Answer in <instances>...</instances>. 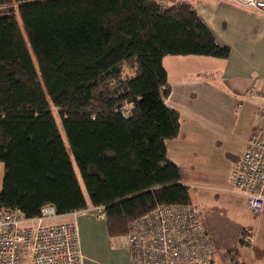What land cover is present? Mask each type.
Segmentation results:
<instances>
[{"label": "trees", "instance_id": "trees-1", "mask_svg": "<svg viewBox=\"0 0 264 264\" xmlns=\"http://www.w3.org/2000/svg\"><path fill=\"white\" fill-rule=\"evenodd\" d=\"M230 53L189 0H0V211L103 206L115 239L157 203H190L166 154L179 112L163 58ZM233 227L225 258L243 264L250 231Z\"/></svg>", "mask_w": 264, "mask_h": 264}, {"label": "crops", "instance_id": "crops-1", "mask_svg": "<svg viewBox=\"0 0 264 264\" xmlns=\"http://www.w3.org/2000/svg\"><path fill=\"white\" fill-rule=\"evenodd\" d=\"M196 2L199 17L216 42L229 46L231 53L226 59L200 55L163 58L171 85L166 103L179 112V133L166 142V154L178 166L180 182L189 187L190 202L209 221L211 235L220 219L248 229L250 245L239 247V260L243 264H264V205L252 210L245 195L229 182L231 166L249 136L255 133L264 138V122L255 114L264 108V97L259 96L264 89V10L227 0ZM3 174L4 165L0 163V190ZM76 217L92 248L96 246L101 252L109 248L111 238L105 220L99 221L85 211ZM63 218L67 221L72 216L62 214L52 222ZM95 227L102 232V239L96 243ZM116 250L112 252L117 254ZM122 250L126 252L122 264H128L129 253ZM86 253L95 264L103 260L121 264L119 256L117 260V256L95 257L88 254L90 249Z\"/></svg>", "mask_w": 264, "mask_h": 264}, {"label": "built area", "instance_id": "built-area-1", "mask_svg": "<svg viewBox=\"0 0 264 264\" xmlns=\"http://www.w3.org/2000/svg\"><path fill=\"white\" fill-rule=\"evenodd\" d=\"M158 1L168 7L175 0ZM227 1L264 10V0ZM259 96L264 97V89ZM255 114L264 122V108ZM229 182L234 190L245 195L252 210L263 207V137L255 133L249 136L245 149L231 166ZM87 212L97 219L105 218L103 206H93ZM78 213H70V220L58 223L51 222L61 216L51 204L43 205L33 217L19 210L0 211V264H84ZM117 240L129 253L128 264H212L215 255L212 235L202 221L201 209L191 202L157 203L150 211L132 219L127 232Z\"/></svg>", "mask_w": 264, "mask_h": 264}, {"label": "rangeland", "instance_id": "rangeland-1", "mask_svg": "<svg viewBox=\"0 0 264 264\" xmlns=\"http://www.w3.org/2000/svg\"><path fill=\"white\" fill-rule=\"evenodd\" d=\"M190 1H194V4L197 3L196 2L197 0H190ZM18 20H19V18H18ZM55 118H56V122H57L58 128H59V130L61 132V135L63 137V140L66 143L67 141H66V137H65V133H64L62 124H61V119H60V117H59V115L57 113H55ZM76 173H77V171H76ZM77 176H78V178H79V180L81 182V179H80V176H79L78 173H77ZM81 184H82V182H81ZM85 213L86 214L88 213L89 215L92 214V213L90 214L87 211ZM204 216H205V214L203 213L202 221L207 224L208 220L205 219ZM64 219L65 218L58 219L57 222L60 223ZM100 220H105V219H99V221ZM47 222H50V220L47 221ZM51 222H52V220H51ZM221 222H218V226H215L213 228V230H211L212 231V241H213V245H214V249H215V255H214L213 264H229V262H227V260L225 259V254L229 250V248L233 247L237 243V239H238V231L231 225V223H230V225H227L226 223H224V222L221 223ZM78 227H79L80 241H81L80 245H81L82 251H84L83 252L84 264H87V263L95 264L94 260L86 255L87 254L86 253L87 249H90V252H91V253H88V254L89 255H94L95 257H99V256H109V257L117 256V258H116V260H117L118 256H119L120 262L122 264V262L124 261V258H126V252L124 250H122V249H125V248L122 247V245L117 240V238L110 239L109 248H107L106 250L101 252L100 248L97 249L96 246H93V248H92V246H90L88 244V242H90V240L88 239L86 234L84 235L82 233L81 225H80L79 221H78ZM95 229H96V235H95V237L93 236L94 237L93 240L96 243L97 241H100L102 239V232H101V229L99 227H95ZM107 236H108V234H107ZM215 237H219V240H216ZM117 248H119L120 252H118L116 250ZM91 249H92V251H91ZM112 250H116L117 254L113 253ZM102 264H108V263H107L106 260H103Z\"/></svg>", "mask_w": 264, "mask_h": 264}]
</instances>
